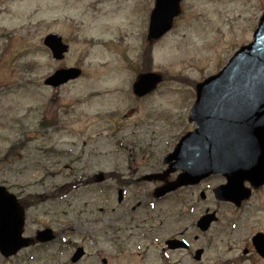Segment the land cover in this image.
Instances as JSON below:
<instances>
[{"label":"rangeland","instance_id":"1","mask_svg":"<svg viewBox=\"0 0 264 264\" xmlns=\"http://www.w3.org/2000/svg\"><path fill=\"white\" fill-rule=\"evenodd\" d=\"M154 6V0H0V184L19 199L28 194L38 199L24 204L25 236L34 238L47 227L56 233L55 241L33 240L12 257L0 253V264H104L103 257L107 264H144L141 239L114 260L110 228L102 227L151 223L150 210L122 213L138 201L146 203L154 185L134 184L121 205L116 182L98 183L95 174L122 169L132 144L165 132L174 143L193 128L195 86L171 76L195 83L220 71L252 40L264 0H182L172 30L150 44L146 35ZM52 32L70 45L62 61L43 43ZM145 44L149 70L164 80L137 99L132 85L148 62ZM68 66L81 67L84 74L59 87L45 84L56 69ZM169 150L164 147L160 157ZM212 202L219 209L213 232L221 227L226 232L222 244L216 239L210 246L208 263L264 264L261 256L243 255L252 232L264 231V189L242 210ZM205 203L197 188H188L151 207L163 211L167 226L187 227ZM74 245L86 250L77 263L71 261Z\"/></svg>","mask_w":264,"mask_h":264},{"label":"water","instance_id":"2","mask_svg":"<svg viewBox=\"0 0 264 264\" xmlns=\"http://www.w3.org/2000/svg\"><path fill=\"white\" fill-rule=\"evenodd\" d=\"M181 1L156 0L150 19V41L159 39L172 28L174 18L180 14ZM44 43L56 59H63L69 50L68 44L56 33L47 35ZM80 74L79 68L60 69L45 83L58 86ZM160 81V74H142L134 84V91L143 96ZM196 89L197 99L190 121H195L198 127L181 138L173 153L177 160L175 168L182 173L176 180L158 187L154 195L162 197L181 186L198 183L210 173H221L227 177V182L215 188L216 197L240 206L250 196L245 181L254 186L264 184V14L253 41L241 47L219 73L198 83ZM103 179L104 175L98 174V180ZM217 220L214 211L202 216L197 224L207 230ZM24 224L25 211L18 197L0 185V251L4 256L16 254L30 245V238L23 236ZM54 238L50 228L36 235L41 242ZM253 243L264 257V233L256 234ZM84 253V248L79 247L72 260L78 261Z\"/></svg>","mask_w":264,"mask_h":264},{"label":"flooded vegetation","instance_id":"3","mask_svg":"<svg viewBox=\"0 0 264 264\" xmlns=\"http://www.w3.org/2000/svg\"><path fill=\"white\" fill-rule=\"evenodd\" d=\"M192 129H195V124ZM168 136V133L165 132L154 134V138L147 139L146 135L147 143L132 144L129 146L128 151L130 152V155L126 160V165L122 169L112 171V173H106L107 177L112 178L114 182H116L117 194L120 190L123 191L121 199L120 196H118V202L120 204L125 203L122 198L125 196L126 191L134 184L152 183L154 185L153 190L146 193V196L149 199L146 203L144 201H138L136 204H132L129 208H126L122 213L134 214L139 209L150 210L148 218L152 220L151 223L146 224V227H142L141 224L131 227L130 223L124 224L118 222L119 224H114L112 227H102L103 231L110 228V238L114 247V251L112 252L114 260H116L119 254L124 253V248L133 244L135 240L141 239L143 241V250H145L143 259L144 264H210L208 263V260H206L210 246L215 244V242H218L216 239L221 240V235L226 232V230L224 229L225 227H221L219 233H214V227L212 224V226L206 231H203L197 226L198 219L210 211H219V209L212 207V200H216L217 203H227L235 209L242 210L246 208L248 203H250L252 199L264 189V184L256 187L252 186L249 181H245L244 184L248 188H251V194L249 198L243 200L241 205L237 207L231 202H224L216 199L214 189L217 185L225 182L226 177L222 174L211 173L196 184L178 188L173 192L167 193L160 199L152 198L155 187L162 186L169 181L175 180L181 172L179 169L175 168L177 160L173 156L174 149L179 139L176 141L174 140V143H171ZM151 140L153 141L151 142ZM164 147H168L170 150L163 153L160 157V153ZM138 151L143 153L144 160L141 162H137V156L139 155ZM149 174H160L161 176L153 182L142 180L144 176ZM216 178L221 181L210 184V182L214 181ZM188 188H197L199 190L201 200L203 202L206 201L207 203H205L206 208L202 213L197 215L194 225L187 227H179L178 224H175L174 227L167 226L163 211L161 210L158 212L155 207H151L152 204L155 205L159 201L175 197L179 195L182 190ZM202 192L205 194L204 197H202ZM188 206L192 205L189 204ZM174 208L175 207H172V209ZM172 209H170L171 213H173ZM188 209H193L194 211V206L189 207ZM113 210H116V207H113ZM181 210L182 209L179 207L178 211ZM178 216L179 215L176 214L172 217L177 218ZM258 232L261 231L255 230V232H252L253 235L250 238V242H247V245L243 249V255L247 257L260 256L256 252L252 242L253 236ZM223 242L224 239L220 241V244ZM79 246L80 245H74L73 247L76 249ZM103 259H105V261ZM108 260L109 259L106 257L102 258L104 264H107ZM220 264H230V262L222 261Z\"/></svg>","mask_w":264,"mask_h":264},{"label":"trees","instance_id":"4","mask_svg":"<svg viewBox=\"0 0 264 264\" xmlns=\"http://www.w3.org/2000/svg\"><path fill=\"white\" fill-rule=\"evenodd\" d=\"M146 56H147V58H146L147 61L149 62V64H151V57H150V53L148 52V49L146 50ZM148 62H146V63H148ZM171 78H173L175 80H178V81H181V82L190 83L191 85L194 84V82L189 80V78L186 77V76L176 75V76H173ZM37 200H38L37 197H35V196L31 195V194L26 195L23 198V200L20 199V201L23 204H25L27 201H29V202L31 201L30 203L36 204Z\"/></svg>","mask_w":264,"mask_h":264}]
</instances>
